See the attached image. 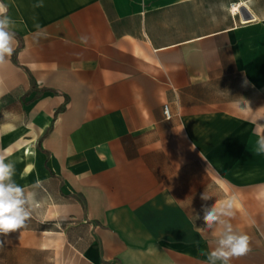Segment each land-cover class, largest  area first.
<instances>
[{
  "label": "crops",
  "instance_id": "0c3cea01",
  "mask_svg": "<svg viewBox=\"0 0 264 264\" xmlns=\"http://www.w3.org/2000/svg\"><path fill=\"white\" fill-rule=\"evenodd\" d=\"M3 2L37 166L22 185L55 212L1 236L7 261L206 264L203 209L230 203L251 248L231 264H264V0Z\"/></svg>",
  "mask_w": 264,
  "mask_h": 264
},
{
  "label": "clouds",
  "instance_id": "9594fccd",
  "mask_svg": "<svg viewBox=\"0 0 264 264\" xmlns=\"http://www.w3.org/2000/svg\"><path fill=\"white\" fill-rule=\"evenodd\" d=\"M248 2L252 3V0H248ZM43 6L42 0L33 5L35 8ZM14 27L15 21L8 15V6L3 0H0V65L7 63L8 58L15 51L17 40L13 31ZM36 27L38 31L35 33V38L45 37L46 33L40 30V26L36 25ZM9 115V113H4L5 119ZM15 120L19 122L21 117L16 115ZM256 143L257 150L264 152V135H261ZM6 159V156L0 155V236H6L8 233L18 231L26 226V222L40 206L37 194L42 187V182L39 180L32 185L18 184L14 179L15 165L6 162ZM201 198L207 200L210 196L203 194ZM229 209H231L230 203L219 210L215 206L203 209V220L206 226L211 228L213 225H219L212 242L214 246L209 252L201 253L207 257L206 264H217V262L231 264L232 258L243 256L251 251L250 237L236 231L232 224L224 218L233 216ZM194 218L199 219L200 217Z\"/></svg>",
  "mask_w": 264,
  "mask_h": 264
},
{
  "label": "rangeland",
  "instance_id": "374dc122",
  "mask_svg": "<svg viewBox=\"0 0 264 264\" xmlns=\"http://www.w3.org/2000/svg\"><path fill=\"white\" fill-rule=\"evenodd\" d=\"M9 66L8 63H5L3 65H0V155L6 156V162H11L15 165L16 168V174L14 176L15 181L22 185L23 179L28 177L36 166L35 161V150H34V144H31L32 150L34 152L30 153L29 160L22 159V153L19 152V148L22 144V139L27 138V133H23V129L21 127L22 122V111H21V95H20V86L16 87L13 90L7 91V88L9 87L7 84L8 79L9 80H17L20 76V73L12 69L10 71H7L6 67ZM4 113H9L7 119L4 117ZM19 115L21 117V120L17 122L15 120V116ZM26 164H29L26 165ZM55 216V212L53 208L49 207H43V205L40 204V206L33 212L32 217L26 222V226L23 228H27L29 230H38L43 226V223H41L43 217L51 218ZM65 223L67 221H64ZM65 224L56 223V225H48L47 228L49 230H60L59 228H64ZM0 242H1V236H0ZM45 242H49L50 244H53L55 240H53L51 237H46ZM42 255L44 253L42 252ZM24 259L30 260L31 263L37 264L40 257L37 251L33 253H29L23 255ZM15 260H20L22 256L15 255ZM44 257L42 256V259ZM9 257L7 258L5 253V247L3 245H0V264H12L7 261ZM15 261L13 264H19Z\"/></svg>",
  "mask_w": 264,
  "mask_h": 264
},
{
  "label": "built area",
  "instance_id": "2783aa9c",
  "mask_svg": "<svg viewBox=\"0 0 264 264\" xmlns=\"http://www.w3.org/2000/svg\"><path fill=\"white\" fill-rule=\"evenodd\" d=\"M232 9H234V8H232ZM163 114H164V117L166 119H169L170 118V112H169V108H168L167 105H163Z\"/></svg>",
  "mask_w": 264,
  "mask_h": 264
},
{
  "label": "bare ground",
  "instance_id": "6f19581e",
  "mask_svg": "<svg viewBox=\"0 0 264 264\" xmlns=\"http://www.w3.org/2000/svg\"><path fill=\"white\" fill-rule=\"evenodd\" d=\"M21 149H22L21 151H22L23 153H25V154H27V153L29 152V147H28L27 144H25Z\"/></svg>",
  "mask_w": 264,
  "mask_h": 264
}]
</instances>
